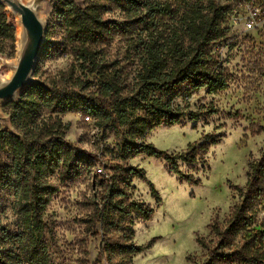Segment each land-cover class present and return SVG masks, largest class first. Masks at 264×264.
<instances>
[{
	"label": "trees",
	"instance_id": "trees-1",
	"mask_svg": "<svg viewBox=\"0 0 264 264\" xmlns=\"http://www.w3.org/2000/svg\"><path fill=\"white\" fill-rule=\"evenodd\" d=\"M236 1L189 0L174 19L168 2L87 0L80 6L74 0H58L54 10L65 31L64 44L70 45L85 78L71 73L68 79L40 80L19 99L5 104L13 130L0 126V152L7 157L0 164V191H10L14 197L18 232H8L0 222V264H54L45 237V213L58 192L51 179L56 176L65 183L91 173L100 161L99 154L66 140L69 125L61 115L88 116L99 131L121 137L118 155L122 161L141 152L165 160L182 180L200 183L195 175L198 158L203 162L221 135H204L206 142L191 143L180 153L159 150L146 137L162 125L197 121L203 111L189 109L192 96L201 90L216 94L226 89L223 62L212 48L225 38ZM114 8L125 16L123 20L107 17ZM167 17L171 18L168 23L163 20ZM132 26L137 35L128 42L126 60L135 67L130 78L125 66L104 55L103 46L117 35L131 33ZM16 32L15 17L0 2V42L9 41L16 48ZM56 46L47 28L40 58ZM180 161L194 173L182 171ZM98 176L102 192L93 199L94 209L84 221L91 237H101L96 264H133L134 257L152 245L133 241L134 220L148 221L155 211L131 199L133 178L146 180V176L142 169L124 166H117L112 174L95 175L96 180ZM247 176L244 186L233 187L239 202L228 217L212 222V238L197 237L208 251L202 264H264V219L258 223L264 209V146L260 157L250 161ZM147 182L152 197L161 202L153 183Z\"/></svg>",
	"mask_w": 264,
	"mask_h": 264
},
{
	"label": "rangeland",
	"instance_id": "rangeland-1",
	"mask_svg": "<svg viewBox=\"0 0 264 264\" xmlns=\"http://www.w3.org/2000/svg\"><path fill=\"white\" fill-rule=\"evenodd\" d=\"M35 1L40 16L47 24L51 42L57 44L48 56L39 58L36 78L47 82L58 81L68 79L72 73L74 78L84 80L79 61L72 54L70 45L66 48L64 44L65 31L54 10L58 0ZM74 1L80 6H85L87 2ZM155 1L170 3L174 19H177L189 0ZM257 2L263 5V0ZM107 17L125 18L115 8ZM170 17L163 20L168 23ZM226 27L225 38L212 48L223 62V73L228 83L226 89L216 94L201 90L192 96L188 102L189 109L203 111V116L197 121L162 125L146 137V142L159 150L180 153L191 143L206 142L204 135H221L219 142L204 155L203 162L198 158L199 171L195 175L200 178L199 184L182 180L171 172L165 160L141 152L133 154L127 161L120 160L118 144L121 137L113 131H99L79 113L61 115L62 121L69 125L66 140L99 154L100 161L91 173H83L65 183H61L56 176L51 179L58 186V192L45 213V237L54 264H96L101 237H91L84 221L94 209L93 199L100 197L102 192L99 185L101 177L95 179V175H100L98 165L106 163L108 166H103L104 174L114 173L117 166L142 169L146 180L140 176L133 178L131 199L145 202L155 209L150 220H134L133 241L142 246L151 242L152 245L136 255L133 264H202L206 260L208 251L197 243V237L212 238L210 226L214 219L223 222L228 217L239 202L233 187L246 184L249 163L260 157L264 146V132H260L264 128V21L249 31L243 26H231L230 20ZM132 28L131 33L117 35L103 46L104 55L125 66L130 78L135 67L126 60L128 42L137 35ZM16 60L17 47L13 48L9 41L0 42V81L11 75ZM179 103L185 104L181 100ZM5 104L0 105V126L13 130ZM6 160V155L0 152V164ZM179 163L182 171L194 173L186 163ZM147 181L153 183L161 202L152 197ZM13 204L12 193L0 191L1 225L15 234L18 232V215ZM262 214L263 211L259 214L258 223L262 222Z\"/></svg>",
	"mask_w": 264,
	"mask_h": 264
},
{
	"label": "water",
	"instance_id": "water-1",
	"mask_svg": "<svg viewBox=\"0 0 264 264\" xmlns=\"http://www.w3.org/2000/svg\"><path fill=\"white\" fill-rule=\"evenodd\" d=\"M0 2L15 17L20 28L16 63L11 75L0 81V105H2L16 101L30 85L40 82L35 72L46 41L47 24L40 17L35 0L30 2L0 0Z\"/></svg>",
	"mask_w": 264,
	"mask_h": 264
},
{
	"label": "built area",
	"instance_id": "built-area-1",
	"mask_svg": "<svg viewBox=\"0 0 264 264\" xmlns=\"http://www.w3.org/2000/svg\"><path fill=\"white\" fill-rule=\"evenodd\" d=\"M231 26H243L245 30H254L263 24L264 8L258 4L257 0H237L234 6L231 7L229 14ZM85 120L91 122L90 117H85ZM103 164L98 165V172L103 175ZM264 207V202H263ZM263 218L264 219V209Z\"/></svg>",
	"mask_w": 264,
	"mask_h": 264
},
{
	"label": "bare ground",
	"instance_id": "bare-ground-1",
	"mask_svg": "<svg viewBox=\"0 0 264 264\" xmlns=\"http://www.w3.org/2000/svg\"><path fill=\"white\" fill-rule=\"evenodd\" d=\"M26 2H30L29 0H25ZM41 17V16H40ZM17 18V17H16ZM42 18V17H41ZM18 19V18H17ZM16 37H17V44H19L20 40V28L19 26L17 27V32H16Z\"/></svg>",
	"mask_w": 264,
	"mask_h": 264
}]
</instances>
